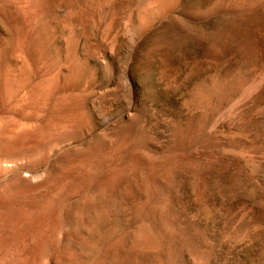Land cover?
<instances>
[{
	"label": "rangeland",
	"instance_id": "374dc122",
	"mask_svg": "<svg viewBox=\"0 0 264 264\" xmlns=\"http://www.w3.org/2000/svg\"><path fill=\"white\" fill-rule=\"evenodd\" d=\"M0 264H264V0H0Z\"/></svg>",
	"mask_w": 264,
	"mask_h": 264
},
{
	"label": "bare ground",
	"instance_id": "6f19581e",
	"mask_svg": "<svg viewBox=\"0 0 264 264\" xmlns=\"http://www.w3.org/2000/svg\"><path fill=\"white\" fill-rule=\"evenodd\" d=\"M61 105V104H60ZM46 135V134H45Z\"/></svg>",
	"mask_w": 264,
	"mask_h": 264
}]
</instances>
